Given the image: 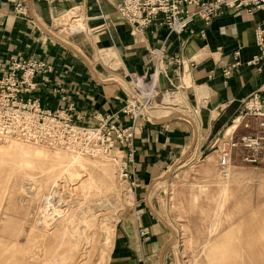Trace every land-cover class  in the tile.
<instances>
[{"label": "crops", "instance_id": "1", "mask_svg": "<svg viewBox=\"0 0 264 264\" xmlns=\"http://www.w3.org/2000/svg\"><path fill=\"white\" fill-rule=\"evenodd\" d=\"M119 2L0 0V76L9 69L11 57L44 60L51 67L48 82L39 85L31 95L39 99L42 107L51 110L73 103L76 113L84 116L81 122L95 125L98 121L94 115L101 118L119 114L125 104L123 88L120 89L122 86L109 80L116 79L124 83L123 80L127 81L132 76L147 77L153 64L149 50L163 44L165 71L170 76V82L178 86V92L184 93L187 109L183 107V112L188 114L196 127L194 147L186 161L167 180L157 182L146 194L150 184L170 170L190 149L193 127L179 117L159 122L146 123L139 119L134 122L133 166H128L135 183V187L130 190L132 203L126 207L117 223L107 262L158 264L159 252L170 234L149 211L144 201L146 199L149 207L162 217V202L168 204L174 190L191 186V181L186 185L183 183L182 167L201 155H205L206 163L218 152L219 145H224L228 140L234 144V151L242 147L240 140L248 136V133L245 127H239L236 122L247 116L243 104L252 93H258L264 99V62L259 70L246 64L257 55L253 30L264 19V11L246 15L242 11L227 10L223 15L211 19L206 26L199 19H194L190 25L193 29L191 35L187 31L179 35L168 33L156 21L140 34L134 35L129 24L116 11ZM18 5L24 7L26 12L19 14L16 10ZM76 7H79L80 12L77 9L76 12L84 22L67 23V18L70 19L71 11ZM32 15L47 31L80 51L102 82L96 79L80 57L46 34ZM61 16L66 19L56 25L55 22ZM200 30L203 36H200ZM63 31L69 36H63ZM235 49L238 50L240 64L224 83L220 72L232 62ZM101 51L116 56L113 62L119 66L118 70L105 68L107 65L99 60L105 54H101ZM173 60H180L181 66L169 63ZM97 66L103 69L102 72ZM37 82L40 83L41 79ZM161 83L169 88L165 80L162 79ZM175 110L164 109L166 113L158 119L175 113ZM118 122L122 126L129 125V119L120 114ZM232 127L235 128L226 139L225 134ZM116 154L125 160L128 150L117 147ZM229 172L231 174L230 168ZM225 182L221 181L220 196L224 193L228 179ZM167 224L175 232L179 226L170 222ZM140 231L144 232L143 236H140ZM177 239L180 240L178 232Z\"/></svg>", "mask_w": 264, "mask_h": 264}, {"label": "rangeland", "instance_id": "2", "mask_svg": "<svg viewBox=\"0 0 264 264\" xmlns=\"http://www.w3.org/2000/svg\"><path fill=\"white\" fill-rule=\"evenodd\" d=\"M64 19L61 16L55 24L59 25ZM62 34L69 36L65 31ZM95 58L92 60L95 61ZM105 68L118 70L119 66L109 64ZM123 82L129 84V78ZM157 85L160 88L161 81ZM164 94V91L155 93L157 109L150 112L169 107L161 102ZM182 106L187 109L186 104ZM237 125L245 127L247 135L255 137L257 143L247 148L236 146L235 151V147L231 148V174L222 196L221 181L226 183V179L222 178L217 161L221 149H228L229 140L219 145L218 152L206 163L205 155H201L182 167L183 183L186 185L191 181V186L174 190L168 204L162 202L160 214L172 225H179L176 235L178 232L180 238L164 250V264H264V134L259 132L257 120L249 115L239 119ZM30 148H39L47 155L38 158ZM71 152L13 138L0 141V264H107L117 223L132 203V193L127 183L119 178L120 162L114 153L97 157ZM52 153L59 156L84 155L82 157L91 167V174L103 190V195L84 201L83 192L71 189L78 181L68 187L60 182V185L50 187V180L44 171L53 162L61 161V157L57 158ZM252 159L254 162L248 161ZM101 184L109 187V191L104 190ZM47 200L53 203H47ZM53 205L55 210H63L68 205L73 212L69 228L77 226L83 229L77 248L68 247L71 241L68 233L56 242L51 239V231L55 228L51 230V226H44V221H51L48 222L52 227L55 224L56 216L51 212ZM87 209L92 214L89 228L85 227ZM212 223L213 229L209 234ZM60 229H63V223ZM81 250L89 251L80 257Z\"/></svg>", "mask_w": 264, "mask_h": 264}, {"label": "built area", "instance_id": "3", "mask_svg": "<svg viewBox=\"0 0 264 264\" xmlns=\"http://www.w3.org/2000/svg\"><path fill=\"white\" fill-rule=\"evenodd\" d=\"M76 9L80 12L79 7L74 8ZM16 10L19 14L26 12L20 5ZM227 10L251 15L264 11V0H120L116 5V11L129 24L134 35L140 34L155 21L165 27L168 33L179 35L187 31L191 35L193 29L190 25L194 19H199L206 26L211 19L223 15ZM199 34L203 36L201 30ZM253 38L257 55L246 64L259 70L264 62V19L255 26ZM163 51V44L149 50L153 64L147 77H129V92L123 90L125 104L119 111L121 116L129 119L127 126L118 124L119 114L101 118L94 115L98 124L85 125L81 122L84 116L76 113L73 103L55 110L43 108L39 99L31 94L39 85L48 82L50 65L44 60L11 57L9 69L0 76V141L13 138L30 144L82 151L90 155L114 153L120 162L119 178L127 183L129 190L133 189L134 176L128 166H133L134 122L137 119L152 122L147 112L157 109L155 93L164 91L170 95L178 88L170 82V76L165 71ZM169 63L176 66L182 64L180 60ZM239 64L238 50L235 49L232 52V62L220 72L224 83ZM157 75L160 81L163 79L168 83L169 88H165L162 83L159 88ZM39 78L40 83L37 82ZM243 109L245 114L257 120L259 132L264 134V99L258 93H252L244 102ZM256 141L255 137L248 135L240 143L247 148L256 145ZM233 146L234 144H230L228 149L223 147L218 154L217 167L221 175L226 173ZM117 147L128 150L125 160L118 158ZM248 161L254 162V159ZM139 234L143 236L144 232L140 231Z\"/></svg>", "mask_w": 264, "mask_h": 264}, {"label": "bare ground", "instance_id": "4", "mask_svg": "<svg viewBox=\"0 0 264 264\" xmlns=\"http://www.w3.org/2000/svg\"><path fill=\"white\" fill-rule=\"evenodd\" d=\"M73 13H75V14H73ZM79 19H80V21H79ZM38 21V20H37ZM84 22L83 21V19L75 12V11H73L72 10V15H70V19H68L67 18V23H72V24H74V22ZM76 25H77V23H76ZM53 35V34H52ZM53 36H55V35H53ZM56 37V36H55ZM58 38V37H57ZM59 39V38H58ZM61 40V39H60ZM62 41V40H61ZM62 42H64V41H62ZM59 43V42H58ZM64 43H66V42H64ZM61 44V43H60ZM68 45H70V46H72L71 44H69V43H67ZM66 47V46H65ZM74 49H76L74 46H72ZM68 49H70L69 47H67ZM71 50V49H70ZM77 50V49H76ZM73 53H75L73 50H71ZM78 51V50H77ZM78 52H80V51H78ZM81 53V52H80ZM76 54V53H75ZM82 54V53H81ZM77 55V54H76ZM83 55V54H82ZM78 56V55H77ZM84 56V55H83ZM79 57V56H78ZM81 58V57H80ZM84 58L88 61V59L84 56ZM82 59V58H81ZM117 58H116V56L114 55V54H112V53H108L107 54V52H105V54H104V56H102V58H100L99 60H101L103 63H105L107 66H109V64H112V63H114V65L115 66H117V63L116 62H113V61H115ZM89 62V61H88ZM89 64H90V62H89ZM90 66L92 67V65L90 64ZM92 70H93V72H94V69H93V67H92ZM94 75H95V72H94ZM96 76V75H95ZM116 77V76H115ZM158 77H159V75H157L156 76V81H157V83H158V81L160 82V80H158ZM112 78V77H111ZM117 78V77H116ZM97 79H99L98 77H97ZM100 80V79H99ZM121 80V79H120ZM104 81H106V80H104ZM108 81V80H107ZM109 81H111V82H117V84H120L121 86H122V88H123V90H125L126 92H129V86H128V84H124V83H121L120 81H118V80H116V79H112V80H109ZM99 82H102L101 80L99 81ZM181 86V84L179 85V87ZM183 88V87H182ZM179 90V89H178ZM178 90L177 91H174V93L173 94H170V95H168V94H164L163 96H162V99H161V102H163L164 104H167L169 107H164V108H159V109H162V110H158V111H154L153 113L152 112H147V116H149V118H150V120H154V119H158V117H160L163 113H166V112H164V109H174V108H176L177 110H175L176 112L175 113H172V114H179V115H182V116H184V117H186V118H188L190 121H191V123L194 125V128L196 129V127H195V124H194V122H193V120L189 117V116H187L188 114L186 113V112H183V109H182V105H185V95H184V93H180V91L178 92ZM164 98V99H163ZM171 115V114H170ZM167 116H169V115H167ZM239 122V120L236 122V124ZM236 127V126H235ZM235 127H232V128H230L227 132H226V139H228L230 136H231V133H232V131H233V129L235 128ZM9 139H12V138H9ZM4 141L5 140H8V139H3ZM3 140H1V141H3ZM27 143V142H26ZM226 146V145H225ZM194 146H192L182 157H181V159L177 162V163H175V165H173V167H172V169H170V175H172V173L174 172V170H176L177 168H178V166L180 165V164H182V163H184L186 160V158H187V156L190 154V151H191V149L193 148ZM40 148V147H39ZM39 148H30V151H32L33 152V154H35L36 156H38V158H39V156H44V155H47V153H45V152H40V150H39ZM56 149H62V148H60V147H55ZM2 150V149H1ZM21 150V149H20ZM28 150H26V152H27ZM30 151H29V155L31 156V154H30ZM66 151H68V150H66ZM73 153H75V152H77V153H80V154H84L85 152H82V151H72ZM71 152V153H72ZM32 154V155H33ZM53 154V153H52ZM102 153H100V154H95V155H92V156H96V155H98L97 157H102V155H101ZM21 155H23V154H21ZM53 155H56L57 156V158H59V157H61V161H59V160H57V162H53L52 164H51V167H48L47 169H45V173H46V175L48 176V180H50V181H48V182H50V184H51V186L50 187H55V186H58V185H60V183H63L65 186H67L68 187V185H70L71 183H73V182H76V181H78L77 183H75V184H73L72 186H74L73 188H71L72 190H75V189H77L79 192H83V194H82V196L84 197L83 198V200L84 201H87L88 200V198H90V199H92L93 197L95 198L96 196H98L99 197V195H103V190L101 189V187L98 185V183H97V180L95 179V177L91 174V167L89 166V164H88V162H86V161H84V159L85 158H83L82 156H84V155H90V154H88V153H86V154H84V155H77V154H75V155H70V156H66V155H61V156H59V155H57V154H53ZM104 155H107V154H104ZM25 156V155H24ZM91 156V155H90ZM18 157H19V155H18ZM32 157V156H31ZM40 157V158H41ZM47 157V156H46ZM53 157H55V156H53ZM22 158V157H21ZM26 158H28V157H26ZM33 159V158H32ZM44 159V158H43ZM45 159H48V158H45ZM44 159V160H45ZM99 159H101V158H98V160ZM22 160H24V159H22ZM29 160H31V158L29 159ZM37 160V159H36ZM41 160V159H40ZM50 161H52L51 159H49ZM97 160V161H98ZM206 160H208V159H206ZM42 161V160H41ZM54 161V160H53ZM101 161V160H100ZM100 161H98V162H100ZM25 162V161H24ZM31 162V161H30ZM207 162V161H206ZM23 163V162H22ZM21 163V164H22ZM29 163V162H28ZM36 163H38V162H36ZM44 163H47V162H44ZM48 163H49V161H48ZM213 163V162H212ZM21 164H19V165H21ZM24 164V163H23ZM25 164H26V162H25ZM32 164H34V162H32ZM92 164V163H91ZM21 166H23V165H21ZM26 166H28V165H26ZM34 167H35V165H33ZM47 167V166H46ZM28 168V167H27ZM30 168V167H29ZM25 169H26V167H25ZM39 171H43V170H40L39 169ZM102 171H105V170H103L102 169ZM170 175H169V177H170ZM229 175H230V172H229V164H228V167H227V169H226V173H225V175H221L223 178H225V179H228L229 178ZM168 177V178H169ZM167 178V179H168ZM167 179H165V180H167ZM165 180H162V181H165ZM60 182V183H59ZM157 182H160V181H154L153 182V185L152 186H154ZM103 187H104V190H106V189H108L109 187H107L105 184H101ZM63 187V186H62ZM102 191H101V190ZM76 191V190H75ZM108 191H109V189H108ZM72 194V193H71ZM98 197H96V198H98ZM71 199V198H70ZM93 200V199H92ZM108 200V199H107ZM45 201H46V199H45ZM95 201V200H94ZM109 201V200H108ZM52 202V201H51ZM49 200H47V203H51ZM53 203V202H52ZM92 203V202H91ZM100 203V202H99ZM103 203V202H102ZM97 204V203H96ZM104 204V203H103ZM65 205V204H64ZM110 205V204H109ZM67 207L65 208V209H61V210H58V209H56L55 210V208H54V205H53V210L51 211L52 213H54L55 214V216H56V218L54 219L55 220V224L53 225V227H52V224H50L51 223V221H44V226H46V227H50L51 226V230L53 229V228H55L54 229V231L52 232L51 230V239L53 240V241H57V240H59V239H61L62 238V236H64V237H66V235H67V233L69 234V236L71 237V241L69 242V245H68V247L70 248V247H72L73 248V246L74 247H76V245H77V243L78 242H80L82 239V234H83V229L82 228H80V227H77V226H73V227H71V228H69V223H71L72 222V220H70V218L73 216V212L70 210L71 208L70 207H68V205H66ZM47 207V206H46ZM45 208V207H44ZM51 208V207H50ZM47 209L48 210H50L48 207H47ZM89 209V208H88ZM88 209L86 210V212H85V214H86V217H87V220L88 221H86V225H85V227L86 228H89L90 227V224H91V221L89 220V218H91L92 217V214H89V212L90 211H88ZM152 209V208H151ZM90 210V209H89ZM93 210V209H92ZM153 210V209H152ZM47 211V210H46ZM83 212H84V210H83ZM155 212V211H154ZM156 213V212H155ZM94 214V213H93ZM156 215H158L157 213H156ZM53 217H54V215H52ZM158 217H160L159 215H158ZM48 218V217H47ZM166 224H167V222L162 218V217H160ZM54 223V222H53ZM61 223H63V229L61 230L60 229V226H61ZM168 225V224H167ZM169 226V225H168ZM170 227V226H169ZM171 228V230L173 231V233H174V236H175V239H174V242H173V244L171 245V246H173L175 243H176V238H177V235H176V232L174 231V229L172 228V227H170ZM46 233H48V232H46ZM50 235V234H49ZM86 235V234H85ZM92 236V235H91ZM86 238V237H85ZM72 239H74L73 241H72ZM91 239V238H90ZM83 240H84V238H83ZM75 241V242H74ZM87 242V241H86ZM87 245H88V243H87ZM171 246H169V247H171ZM88 247V246H87ZM77 248V247H76ZM82 249H84V248H82ZM87 249H89V248H87ZM76 250V249H75ZM87 251V250H86ZM86 251H82L81 250V252L79 253V256L80 257H83L84 256V254L86 255ZM89 251V250H88ZM88 251H87V253H88ZM78 259V258H77ZM81 259H83V258H81ZM85 259V258H84ZM66 261H68V260H66ZM79 261V260H78ZM82 262V261H81ZM84 262V261H83ZM69 264V263H68ZM73 264V263H72ZM81 264V263H80ZM163 264V263H162Z\"/></svg>", "mask_w": 264, "mask_h": 264}, {"label": "water", "instance_id": "5", "mask_svg": "<svg viewBox=\"0 0 264 264\" xmlns=\"http://www.w3.org/2000/svg\"><path fill=\"white\" fill-rule=\"evenodd\" d=\"M32 17H33V19H34V21L37 23V25L46 33V34H48L51 38H53L55 41H57V42H59V43H61L62 45H64V46H66V47H69L71 50H73L79 57H81L82 58V60L85 62V64L88 66V68L90 69V71L92 72V74L94 75V72H93V70H92V67L90 66V64H89V62L84 58V56L80 53V52H78L76 49H74L72 46H70V45H68L67 43H64V42H62L60 39H58L57 37H55V36H53L49 31H47L38 21H37V19L32 15ZM95 76V75H94ZM96 77V76H95ZM96 79H97V77H96ZM98 81H100L99 79H97ZM174 117H179V118H182V119H185V120H187L191 125H192V131H193V136H192V141H191V144H190V146H189V148H191L193 145H194V142H195V139H196V130H195V128H194V125L191 123V121L188 119V118H186V117H184V116H182V115H179V114H171V115H169V116H165V117H163V118H161V119H154V120H152V122H159V121H163V120H166V119H170V118H174ZM188 148V149H189ZM172 169V168H171ZM169 175H170V170H168L163 176H161V177H159V178H157V179H155L154 181H162V180H165V179H167L168 177H169ZM153 181V182H154ZM153 182L150 184V186L148 187V189H147V192H146V194L148 193V191L150 190V188L152 187V185H153ZM145 205L147 206V208L149 209V211L164 225V227L167 229V231L169 232V234H170V237H169V239L164 243V245H163V247L161 248V250H160V252H159V259H158V264H162V256H163V252H164V250L167 248V247H169V246H171L172 244H173V242H174V239H175V236H174V233H173V231L171 230V228L160 218V217H158V215H156V213L149 207V205H148V202H147V200L145 199Z\"/></svg>", "mask_w": 264, "mask_h": 264}]
</instances>
